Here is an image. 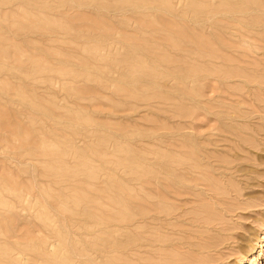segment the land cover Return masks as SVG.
Here are the masks:
<instances>
[{
  "label": "rangeland",
  "instance_id": "1",
  "mask_svg": "<svg viewBox=\"0 0 264 264\" xmlns=\"http://www.w3.org/2000/svg\"><path fill=\"white\" fill-rule=\"evenodd\" d=\"M157 229L264 264V0H0V264H149Z\"/></svg>",
  "mask_w": 264,
  "mask_h": 264
},
{
  "label": "bare ground",
  "instance_id": "2",
  "mask_svg": "<svg viewBox=\"0 0 264 264\" xmlns=\"http://www.w3.org/2000/svg\"><path fill=\"white\" fill-rule=\"evenodd\" d=\"M190 176V175H189ZM158 186L161 185L160 184V181L157 182ZM157 189V187H156ZM180 191V190H179ZM178 192V191H177ZM161 191H159L156 195V197H152V198H160V195H161ZM163 195V194H162ZM158 196V197H157ZM161 199V198H160ZM142 201V199H141ZM144 200L142 201L141 203V206L139 207V211H138V215H136L137 218H139V220L137 221L139 223V226L138 228H142L144 227L145 225H152L156 219V215H152V213L154 214L155 212H157L158 210H160L159 208V205H152L150 207V209H146V207L144 206ZM150 204V203H149ZM139 205V204H138ZM161 212V211H160ZM201 212V211H200ZM199 212V213H200ZM164 213V212H163ZM171 213H169L170 215ZM172 215V214H171ZM170 215V216H171ZM201 215V214H200ZM198 216V215H197ZM149 218V219H148ZM202 218V217H201ZM207 218H206V222H207ZM205 221V219H204ZM209 221H210V218H209ZM127 222V221H125ZM209 223V222H208ZM211 223V222H210ZM128 228V227H127ZM126 228V229H127ZM158 230L160 229H157L156 231H152L150 232L151 233V237L149 239L147 238H140L136 244H134V249H133V253L135 252V256L139 255V254H149V253H159L160 254V257H159V260L155 259L156 261L154 262H149V264H192L193 262L196 263L195 261V257L191 256V254H189V252H186V254L184 253H180L179 251L181 249H184V248H189L191 249L192 248V251L194 249V247L197 245L195 244H190V243H180V241L178 242V240H170V239H167L163 236H160V235H157L158 233ZM153 234H155V236H153ZM171 234V233H170ZM197 238V237H196ZM197 240V239H196ZM177 241V242H176ZM176 242V243H175ZM208 242V241H205V243ZM196 243V242H195ZM204 243V244H205ZM127 247H128V242L126 243ZM208 244V243H206ZM211 244V243H210ZM201 245V244H200ZM213 245V244H211ZM207 246V245H206ZM210 246V245H209ZM202 247V246H201ZM200 247V249H201ZM196 248V247H195ZM198 248V247H197ZM209 250H210V247H208ZM202 249H206V248H202ZM215 249V248H214ZM168 250H171V251H168ZM188 251V250H187ZM199 251V250H197ZM201 251V250H200ZM208 251V249H207ZM195 252V251H193ZM161 253H164V256L166 258H163L162 259V255ZM158 254V255H159ZM196 254H200V253H196ZM125 255L130 258V254H129V249H127V251L125 252ZM200 259V255H197ZM203 257V256H202ZM203 259V258H202ZM202 259H200L202 261ZM205 261V260H204ZM207 261V260H206ZM198 264V263H197Z\"/></svg>",
  "mask_w": 264,
  "mask_h": 264
}]
</instances>
